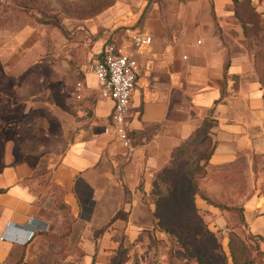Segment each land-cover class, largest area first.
I'll return each mask as SVG.
<instances>
[{"label": "crops", "instance_id": "1", "mask_svg": "<svg viewBox=\"0 0 264 264\" xmlns=\"http://www.w3.org/2000/svg\"><path fill=\"white\" fill-rule=\"evenodd\" d=\"M251 4L264 13V0ZM235 8V0H115L83 22L67 45L68 55L81 63L99 60L108 44L128 48L130 29L153 38L139 58L129 114L133 146L106 132L114 103L101 96L84 65L82 88L73 95L85 104L71 107L68 117L65 112L76 129L51 159L46 178L26 162L0 172V264H151L159 233L150 202L153 181L206 121L216 123L209 167L217 172L200 181V190L213 200L222 194V201H244L246 233L264 236V173L255 170L256 159L264 160V90ZM40 28L23 8L1 10L0 83L15 82L7 96L11 110L24 103L16 80L25 67L40 63V39H50ZM241 158L246 191L239 178L228 173L225 179L218 170ZM199 201L215 217L208 219L214 230L241 232L229 224L230 212Z\"/></svg>", "mask_w": 264, "mask_h": 264}, {"label": "rangeland", "instance_id": "2", "mask_svg": "<svg viewBox=\"0 0 264 264\" xmlns=\"http://www.w3.org/2000/svg\"><path fill=\"white\" fill-rule=\"evenodd\" d=\"M114 2L115 0H0V14L6 6L23 8L24 16L41 24L43 35L47 34L50 38L40 39V63L34 67H25L22 78L16 80L22 91L24 103L21 106L11 110L7 101L15 82L8 79L0 83V172L8 165L26 162L39 167L40 175L46 178L51 159L65 150L76 129L67 123L65 112H69L68 117L74 111L71 107H83L85 104L80 96L73 94L82 88L81 81L89 72V64L97 58H88L85 63L78 62L68 55L67 45L72 40V34L81 30L85 20L94 18ZM246 10L245 15L240 13L238 19L247 24L246 35L254 52L258 49L257 69L264 84V17L256 15L253 10ZM254 37L257 39H252ZM84 65L87 66V71L83 70ZM12 98L15 100L19 95H12ZM27 100L34 104L27 103ZM86 109V115L91 117L92 110ZM258 168L264 173V160L260 158L256 159L255 170ZM244 172L245 169L238 182L241 191H246ZM222 197L221 194V201L215 199V202L234 208L242 207L244 202L222 201ZM213 218L215 217L211 216L207 219L212 221ZM227 220L232 228L241 229L238 233L247 230V227L240 225L239 215L235 211L227 214ZM223 245L229 254L227 241ZM153 248L151 264H196L195 258L188 254H176L178 246L164 233L159 232L153 238Z\"/></svg>", "mask_w": 264, "mask_h": 264}, {"label": "trees", "instance_id": "3", "mask_svg": "<svg viewBox=\"0 0 264 264\" xmlns=\"http://www.w3.org/2000/svg\"><path fill=\"white\" fill-rule=\"evenodd\" d=\"M235 5L237 17H240V13L245 15L246 9L264 17V13L256 11L251 0H243L242 3L235 0ZM241 24L246 35L247 24L242 21ZM254 53L255 71L264 90L257 69L258 49ZM215 125L213 121H206L187 142L174 150L169 164L157 174L150 193V202L154 206V230L173 240L179 248L176 254H188L195 258L196 264H264V250L261 247L264 236L246 231L241 234L236 230L228 231L224 237L227 238V254L221 230H214L207 219L212 214L199 206V200H204L221 212L235 211L239 215L240 225L246 227L242 207L220 205L200 190V181L210 176L211 171L217 172V169L209 167L216 147L211 133ZM245 167V159L241 158L235 166L218 170L225 179L229 178L230 173L232 178L238 179Z\"/></svg>", "mask_w": 264, "mask_h": 264}, {"label": "built area", "instance_id": "4", "mask_svg": "<svg viewBox=\"0 0 264 264\" xmlns=\"http://www.w3.org/2000/svg\"><path fill=\"white\" fill-rule=\"evenodd\" d=\"M127 42L129 47L122 49L113 44L106 45L103 56L89 64V71L99 82L101 96L114 103L112 123L106 132L113 134L123 146L131 148L133 138L129 132V114L140 73L139 58L150 48L153 38L130 29Z\"/></svg>", "mask_w": 264, "mask_h": 264}]
</instances>
